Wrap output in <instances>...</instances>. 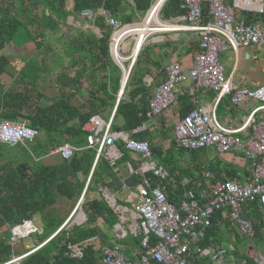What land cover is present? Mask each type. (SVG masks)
Instances as JSON below:
<instances>
[{"label": "built area", "instance_id": "built-area-1", "mask_svg": "<svg viewBox=\"0 0 264 264\" xmlns=\"http://www.w3.org/2000/svg\"><path fill=\"white\" fill-rule=\"evenodd\" d=\"M179 1L180 8L184 11V22L173 23V28L167 30L196 33L199 38L198 51L192 66L185 72L177 62L165 66L166 79L154 88L145 116L152 119L168 110L176 98L177 85L186 79L191 82L190 95L196 89L214 92L215 99L211 108L195 105L174 123L175 145L185 152L212 149L221 155L237 151L248 165L247 173L221 180L205 171L204 177L211 182L206 185L197 182L195 189L185 190L175 207L167 201L163 187L150 182V177L166 184L172 183L173 179L162 165L152 159L149 144L110 133V121L103 123L97 116L90 117L87 123L91 128L86 135V146L95 149V161L87 175L86 185L98 156L104 155L106 149L113 147L118 138L123 141L125 150L137 155L138 166L134 173L142 175V183L138 186L136 201L132 205L134 217L127 224L131 234H141L143 251L136 254L135 259H130L118 244L113 243L102 249V264H194L206 251L201 242L207 239V229L212 224L211 218L215 211L224 214L228 229L235 230L249 242L254 237L252 215L243 216V209L250 204L255 205L259 216L264 220V83L253 88L234 87L231 77L223 74L218 59V53L227 48L235 52L238 46L264 45V0ZM236 7L252 12L255 14L254 18L248 20L244 14L237 16ZM78 14L92 21L97 16L103 19L104 24L112 29L110 48L119 32L131 25L121 24L102 6L96 10L85 8ZM223 97H227L233 106L251 102L247 114L237 126L222 125L216 117V105ZM143 129L144 123H141L132 133ZM35 136L36 130L28 127L24 119H0V144L24 145ZM75 150L71 144L63 142L52 153L58 154L62 159H69ZM186 182V179L181 180V184ZM86 185L72 213L81 203ZM104 198L118 218L126 220L125 208L107 196ZM251 210L253 209H248L252 212ZM67 221L68 218L62 226ZM10 232L11 241H15L31 233L40 234L42 229L33 225L30 220H23L12 226ZM118 234L122 235L121 229ZM247 248V255L255 264H264L263 257L256 253L252 255V243ZM74 255H79V251H75ZM22 256L25 254L2 264H17ZM227 256L226 248H210L209 260L215 264H226Z\"/></svg>", "mask_w": 264, "mask_h": 264}, {"label": "crops", "instance_id": "crops-1", "mask_svg": "<svg viewBox=\"0 0 264 264\" xmlns=\"http://www.w3.org/2000/svg\"><path fill=\"white\" fill-rule=\"evenodd\" d=\"M38 1L39 3L37 5L27 6L29 7V11L27 14L28 18L36 13L34 19L37 20H34V24L30 23L27 26V29L28 31H30V33H32L33 38L39 40H37V44H33L31 42L32 45L30 44L29 47L23 48L20 53H7L9 64L6 69V73L2 74L0 81L3 89L7 90L13 87H17L21 83H25L22 79L18 80L17 75L20 71H23L25 68H29L26 67L27 65H29L28 62L34 59L35 63L38 64L29 65L31 70L30 73L32 74V77H37L36 84L34 87H36V90L43 95L41 99L42 104L54 103L59 99H68L71 105L75 107H80L82 110H87L88 104H91L90 111L92 112V115L90 117L97 116L99 120L103 123L110 121V133H116L122 136L123 138H132L133 134L139 135L142 139H132L146 141L149 146L160 148V150L164 154L166 153L165 155L171 159V150H175V148L177 147L174 142V123L177 122L190 108L195 105L203 106L206 109L211 108L215 99L214 92L196 89L194 93L190 95L189 87L191 85V82L186 79L185 81L177 85L176 98L169 107V109L159 115L152 117V119L146 118V120L142 122L144 123L143 130L134 133H132V130L134 128L130 130H115L111 128V123H113V125L116 127H121L123 124V118L121 116H113L115 105L118 102L116 94L120 88V84H123V82L125 83V75L128 70L127 68L130 65L131 66L129 74L131 72V69L133 68V79L131 87L138 86L139 84L145 87L147 89V103L153 93L154 88L166 79V65L171 62H177L184 72L192 66L194 56L198 51V35L194 32L188 31L167 30L173 28V26L171 25L173 23L184 22V20L182 19L184 11L180 8V1L178 5L179 13L164 18L161 15V8L164 2L160 6L163 0L160 2L159 5H156L157 0H150V4L145 11L135 10L132 0H119V11L115 15L112 13L111 15L121 24H131L129 26H126L125 28L130 29L131 33L134 36L141 33L140 26L142 21H146L144 24L150 22L151 25H157L158 28H165V30H167L153 32L146 37V40L141 44L136 56L128 57L126 58L127 60L124 61L125 67L123 68L124 70L122 77V70L119 68L118 64L123 60V56L127 54L128 51L122 50L120 48V52L113 54L111 53L110 40L112 38V29L104 24L103 19L102 24L104 25L105 29L101 30L94 24L95 19L93 21L88 20L84 17H81L78 13L71 12V3L68 1H61L62 8L66 11V16L65 20L60 19L57 14L56 16L53 15L51 8H49V6L47 5V2L49 0ZM102 1L103 0H91L89 2V9L96 10L100 8L102 6ZM133 14H136L138 19H132ZM235 14L237 16L244 14L248 17V20H252L255 16V14H253L252 12L248 13L247 11H243L238 7L235 8ZM32 21L33 20H31V22ZM38 25L42 27L38 28ZM45 25H50L51 30L44 29L43 27ZM107 29L109 30V38L107 40V58L110 62V65H115L118 68L119 76L118 81L116 83V90L113 94L115 96L114 105L111 108H107V117L103 119L100 116V113L103 112L104 109L99 107V102L96 99L91 98L89 90H95L97 85L102 82V76H106L105 81L108 79L107 70L102 71L100 68H96L97 64L95 63L97 62L94 63L93 61V63L91 64V61H89V59L87 58H91L93 55L88 52H85L84 54V64H82V67V65L76 64L71 59V57H67V55L64 54V51L66 45H69L70 54L68 55H71V49H74V55H76V40H78V42L80 41L79 43H81L89 38L91 39L94 37H101L103 33L102 31H108ZM122 32L123 31H120L119 34H121ZM38 33H42L44 35L43 38H37L36 34ZM122 41H129L128 48L131 47L132 41L129 35L124 37ZM218 59L222 66V70L226 71L225 76L231 77L234 87L253 88L264 83V45H250L247 47L238 46L236 47L235 52L233 51V49L227 48L224 51L218 53ZM130 61L133 62L131 63ZM110 65H105L104 69H107V67H109ZM27 87H30V85H27ZM106 90L108 93H112L108 89V83L106 84ZM29 93L33 94L34 92L30 90ZM95 96L100 98L103 96V94L96 93ZM250 105L251 102L247 101L238 106H233L230 104L227 97H223L216 105V117L217 111L221 110L223 111V114H221L220 117H217L219 122L225 126H237L240 121H242L241 119L247 114ZM147 110L148 108L146 109V111ZM24 120L26 121V119ZM88 120L81 127L85 135L82 144L78 146L73 145L68 140L62 141V137L60 136V133L58 131L51 132L49 138L54 139L56 141V144L52 148L45 150V147L43 145L46 143H36V156H34L32 152L28 149L27 143H32L37 137L39 139L41 138V142L45 140V133L42 130L36 128H33L36 130V136L32 141L25 142L24 145H17L22 146L29 153V155L34 160V164L52 166L59 175L65 176L73 181V178H71L70 176L72 174V167L68 165V160L71 157L69 159H62L58 154L52 153V151L56 146L60 145L63 142L71 144L73 147L76 148L72 157L76 155L82 167L90 163V167L88 170L89 173L92 164L95 161V153L92 154V148H88L86 146V135L89 132V129L91 128V126H89L87 123ZM27 126L30 127L28 123ZM17 145L7 147H14ZM119 145L121 146V149L124 150V152L120 150ZM106 150L107 151H105L104 155H101L102 160H100L98 165H96L97 167L94 165L98 173V180L93 183L92 190L87 191L85 195L87 200L98 199L101 196V199L105 202L107 207L110 209V211L116 218V224L113 225L111 229L109 228L108 223H106V221H104L100 217L96 218L94 223L91 225L94 226L98 231V236L96 238H92V241L94 243V252L97 253V257H100V260L103 248L115 243V239L123 238L125 236H122L124 233L131 234L127 223L130 222L132 217H134V214L132 213V205L136 201L138 186L142 183V175L134 173L138 166L137 155L125 150V148L123 147V141L121 139L118 138L117 140H115L114 146L111 147L109 150ZM200 150H203L202 162L204 164H219L220 167L223 168L222 170H220L221 172L219 176L224 175V167H232L236 169V177L247 173L248 165L244 163L242 155L239 152L237 153L235 151H232L231 153L219 155L212 149ZM212 154L215 155L216 160H211L213 157ZM152 159L154 160L153 156ZM186 162H189V157L185 161V163ZM156 163L162 165L167 170L169 175L172 177L173 182L166 184L164 182H160L154 177L149 176L151 184L154 180L155 185L162 186L163 190L167 185H175V187H177L178 185L182 190V194L179 198V201L182 198L183 192L185 190L189 188H196L197 182L201 183L202 185H206L211 182L210 180L204 177V173L200 177V179L190 180L186 176H180V179H177V175L175 176V174H171L169 172L168 166H165L160 161ZM237 167L239 168V170ZM175 173L177 174V172ZM87 175H84L81 171L75 172L74 177L77 179V181L84 182L83 188L86 185ZM212 175L215 177L214 173H212ZM182 179H186L187 182L181 184ZM104 196H107L108 199L113 200L117 205L121 206L122 208H125L124 216L126 217V220L122 221L118 218V216L108 206ZM78 199L76 201H78ZM76 201L74 199H67L60 196H56L54 204L50 205L45 212L34 215L33 219L30 221L33 225L42 229V223L40 219L41 215L43 216L44 214H54L56 218H62V224L53 232V234L61 228L67 218L68 221L64 225L65 228L72 224L78 225L86 220V216L81 207V203L72 213L77 203ZM71 213L72 215L70 216ZM79 214L82 215V219L76 220V217ZM220 214L221 216L224 215L222 212ZM246 214L253 215V212H250L248 211V209L244 208L242 215L246 216ZM118 226V231H120V229L122 231V237L115 230V228H117ZM226 230L223 229L220 232L215 231V234H207L206 237L208 241L215 239H217L218 241L214 242V244L212 245L205 247L206 251L202 257H206L207 260L204 263L215 264L214 262H211L209 260L210 248H225L224 246L227 245L229 249H227L228 256L226 264H234V262L236 264H244L242 258H238V255L233 254V250H235V248L238 253L242 252V250H240L241 248L238 249L237 247H234L232 243L236 241V236L239 237L240 240L246 239L240 237L233 229L226 228ZM256 237H258L259 239L260 237H262L264 239V224L259 225L256 231L254 230V237L252 241H250V244L252 243L253 247L255 244L254 240ZM119 246L121 247V250L125 256L130 259H135L137 249L132 247L129 242L125 243L124 246ZM261 257L264 258V256ZM197 262L199 263V260ZM201 263H203V261H201Z\"/></svg>", "mask_w": 264, "mask_h": 264}, {"label": "trees", "instance_id": "trees-1", "mask_svg": "<svg viewBox=\"0 0 264 264\" xmlns=\"http://www.w3.org/2000/svg\"><path fill=\"white\" fill-rule=\"evenodd\" d=\"M61 1L63 0H49L47 5L51 8L54 16L57 14L60 19H64L66 11L62 8ZM90 1L91 0H68V2L71 3V12L73 13H78L82 9L89 8ZM132 1L134 9L137 11H145L150 4V0ZM118 2L119 0H103L102 6L115 15L119 11ZM38 3V0H0V81L2 74L6 73L9 64L8 55L4 53L3 49L10 46L11 41L20 27L27 29L30 23L34 24L35 21H37L34 19L36 13L28 18L27 14L29 7L27 6L37 5ZM178 5L179 0H166L162 5L161 15L166 18L178 14ZM31 20L33 21L31 22ZM94 24L101 30L105 29L102 24V18L99 16L95 18ZM41 27L42 26L38 25V28ZM43 28L51 30L50 25H45ZM161 30H165V28L152 29L145 24L141 33L134 36L130 29L124 28L121 30L123 32L119 34L118 38H115L111 44V53L120 52L121 48L122 50L128 51V53L125 54L127 58L135 57L141 44L146 40V37L153 32ZM102 32L101 37L98 38H89L81 43L76 40V55H74V49H71V55H68L70 54L69 45H66L64 54H66L67 57H71L76 64L82 65L84 64V54L88 52L93 55L91 58H87L91 61V64L93 61L94 63L97 62L95 63L97 64L96 68L105 71V65H110L107 58L109 30ZM126 35L131 37L132 43L130 48H128L129 45H125L127 41H122ZM36 36L37 38H43L44 35L38 33ZM27 69L28 68H25L17 75L18 80L22 79L25 82L19 84L17 87L4 90L0 82V119H26L30 127L42 130L45 133V140L41 142V138H35L32 142L34 147L37 146V144L46 143L43 145L45 150L52 148L56 144V141L49 137L51 132L56 131L60 133L62 141L68 140L73 145L77 146L82 144L85 133L82 131L81 127L92 115L90 111L91 104H88L87 110H82L80 107L71 105L68 99H59L54 103L42 104L41 99L43 95L34 87L37 77L32 78V74L30 73L31 70L27 72ZM101 78L102 82L97 85L95 90H89L90 96L99 102L100 108H111L115 100V96L113 95L114 91L108 93L106 90V76H102ZM132 79L133 68L127 78L123 94L115 105L113 117L121 116L123 118L121 127H116L111 123V128L115 130H130L146 120L144 113L148 108L146 97L147 89L140 84L131 87ZM27 85H30V87H27ZM30 90L34 93L30 94ZM96 93H102L103 96L100 98L96 97ZM132 138L142 139L139 135L134 134ZM91 150L92 154L95 153L94 148ZM120 150L124 152L121 146ZM150 150L153 158H158L161 163L168 166L169 172L175 174V176L177 175V179H180V176H186L190 180L200 179L204 171H211L215 174L216 179L223 180L232 178L236 175V169L224 167V175H221L222 177L219 176L220 170L223 168H221L219 164L202 163L199 157L201 158L203 150L200 149V151H190L187 154L189 156V162H186L184 166L180 167L175 166L172 160L168 158L165 155L166 153L164 154L160 148L150 146ZM175 150L182 152V154L187 153L177 147ZM23 151L26 150L20 145L7 147L0 144V264L27 252L29 253L25 254L17 264H101L100 257H97V253L94 252V243L92 241V238L98 236V231L91 225L96 218L100 217L108 223L111 229L113 225L116 224V218L101 199V196L98 199L92 200H87L85 197L87 191L92 190L93 183L98 180V173L95 167L93 168L89 182L85 188L84 198H82L81 201V207L86 216L85 221L78 225L72 224L67 228L63 226L52 235L62 224L63 219L56 218L54 214H44L40 217L42 233H31L15 241H11L10 228L20 224L23 220H32L36 214L45 212L50 205L54 204L56 196L74 199L76 201L81 194L84 182L77 181L74 177L75 172L81 171L84 175H87L90 167V163L82 167L76 155L71 157L68 160V165L72 167V174L70 175L71 178H73L72 181L65 176L59 175L52 166L28 163L21 160L19 155ZM100 160H102L101 156H98L95 166L98 165ZM175 172H177V174ZM152 185H155L154 180ZM164 191L167 201L177 206L182 194L181 188L178 185L177 187H175V185H167ZM246 209H253L251 210L253 212L251 222L256 231L259 225L264 224V220L259 216L255 205L250 204L246 206ZM220 213V211H215L213 213L211 218L212 224L207 229V234H215V231L220 232L223 229L226 230L227 223ZM246 216H248V214H246ZM80 219H82V215L79 214L76 220ZM117 229L115 228L116 232H118ZM123 236L124 237L121 239H115V243L124 246L125 243L129 242L132 247L137 249V254L143 251L140 244L142 239L140 233H136L135 235L124 233ZM26 239L29 240L24 243L22 240ZM239 240L240 238L236 236V241ZM217 241V239L208 241L205 238L201 244L205 248ZM150 242H153L152 238ZM75 251H79V255H74ZM233 254L238 255V258H242L244 264H255L247 254L243 252L238 253L236 248L233 250ZM206 260V257H202L199 263L197 261L194 263L206 264L204 263ZM201 261H203V263H201ZM234 264L236 263L234 262Z\"/></svg>", "mask_w": 264, "mask_h": 264}, {"label": "rangeland", "instance_id": "rangeland-1", "mask_svg": "<svg viewBox=\"0 0 264 264\" xmlns=\"http://www.w3.org/2000/svg\"><path fill=\"white\" fill-rule=\"evenodd\" d=\"M160 18V17H159ZM132 19H138L137 18V15L136 14H133L132 16ZM149 19H150V16H149ZM148 19V21H149ZM65 20V18H64ZM162 20V19H161ZM147 21V22H148ZM146 21H142L141 22V30L144 28L145 26V23ZM50 24V23H49ZM147 26L149 28H152V29H155V28H158L157 25H151L150 22L147 23ZM53 27V26H52ZM32 37V33H30V31H28L27 29H24L23 27H20L19 30L17 31L16 35L14 36L13 40L11 41V44L10 46L6 47L3 49L4 53H9V52H15V53H20L23 48H27L30 46L31 42L33 44H37V39L33 38L31 39ZM130 41V40H129ZM129 41H127L125 43L126 46L129 45ZM32 45V44H31ZM127 56H123V60L121 62H119V65L122 67V69L125 67L124 66V61L126 60ZM28 64H34V65H37L38 63H35L34 59L30 60L28 62ZM27 65V67H29L27 69V72H30V66ZM116 66L115 65H110L109 67H107V75H108V79L106 80V82L108 83V89L113 92L116 90V83H117V79H118V76H119V72H118V68L116 69L115 68ZM124 70V69H123ZM224 75L226 73V71L224 70L223 71ZM33 78V77H32ZM103 112L100 113V116L105 119L107 117V112L108 109L106 107L103 108ZM221 114H223V111L221 110H218L217 111V117H220ZM27 146H28V149L32 152V154L34 156H36V152H35V147H34V144L33 143H27ZM237 152V151H235ZM238 153V152H237ZM171 154H172V162L175 166L177 167H180V166H183L185 161L188 159V153H185V154H182V152H179V151H176V150H171ZM238 155V154H237ZM20 159L23 160V161H26L28 163H34V160L33 158L26 152V151H23L20 153ZM212 159L211 160H216L215 158V155L212 154ZM154 160L156 162H159V159L158 158H154ZM199 160L202 161L203 160V154H201V158L199 157ZM203 163V162H202ZM238 168V167H237ZM239 170V168H238ZM77 202V201H76ZM32 238H33V235H32ZM29 239H26V240H22L24 243L26 241H28ZM20 241V240H19ZM21 243V242H20ZM250 242L246 241V240H239V241H235L233 242V246L234 247H237L238 249L242 250L243 253L247 254V246L249 245ZM254 249L252 251V255H256V254H260L261 256H264V239L262 237H260V239L258 237L255 238L254 240ZM19 244V243H18ZM232 246V245H231ZM226 249H229V247L226 245L224 246ZM205 253V252H204ZM256 253V254H255ZM26 254V253H24Z\"/></svg>", "mask_w": 264, "mask_h": 264}, {"label": "water", "instance_id": "water-1", "mask_svg": "<svg viewBox=\"0 0 264 264\" xmlns=\"http://www.w3.org/2000/svg\"><path fill=\"white\" fill-rule=\"evenodd\" d=\"M119 68L122 70V68H121L120 66H119ZM129 69H130V66H129ZM129 69L127 70V73H126V75H125V83H126V80H127L128 75H129ZM122 75H123V73L121 74V77H122ZM125 83H123L124 86H125ZM124 86L121 87V88L118 90L117 94H116L117 101L119 100V98H120V96H121V94H122V91H123V89H124ZM22 257H24V256H22ZM22 257H21V258H22ZM17 259H20V258H17Z\"/></svg>", "mask_w": 264, "mask_h": 264}, {"label": "bare ground", "instance_id": "bare-ground-1", "mask_svg": "<svg viewBox=\"0 0 264 264\" xmlns=\"http://www.w3.org/2000/svg\"><path fill=\"white\" fill-rule=\"evenodd\" d=\"M161 1H162V0H157L156 5H159ZM164 1H165V0L162 1V3L160 4V6L163 4ZM121 83H122V82H121ZM123 83H124V82H123ZM121 85H122V86H121ZM123 86H124L123 84H120V88L123 87ZM120 88H119V89H120Z\"/></svg>", "mask_w": 264, "mask_h": 264}]
</instances>
